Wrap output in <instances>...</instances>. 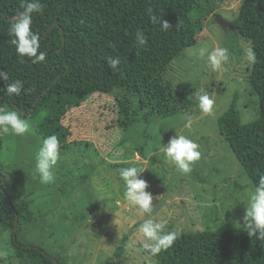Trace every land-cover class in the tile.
<instances>
[{"label":"trees","instance_id":"trees-1","mask_svg":"<svg viewBox=\"0 0 264 264\" xmlns=\"http://www.w3.org/2000/svg\"><path fill=\"white\" fill-rule=\"evenodd\" d=\"M215 1L40 0L42 12L34 14L32 31L40 37V50L47 55L45 63L34 65L27 57L22 62L10 43V21L23 10L22 0H0V71L9 75V80H0V89L5 90L0 91V105L34 123L36 139L43 141L56 135L62 151L70 146V131L62 122L67 112L95 94L114 95L120 127L127 132L130 129L140 132L136 148L141 156H147L145 144L148 143L149 152L155 151L153 147L161 146L158 145L161 139L173 131L171 119L178 120L191 112L195 89L184 87L175 91L164 77L171 63L197 44L206 18L216 7ZM149 10L167 21L170 29L162 31L158 24H153ZM138 30L147 41L142 49L135 45ZM226 30L232 37L236 35L250 43L256 53L257 62L251 64L248 85L256 97L257 109L256 116L243 123L239 94L235 92L229 107L218 117L217 128L255 189L264 174V0H242L232 27ZM109 56L120 58L118 72L109 69L106 60ZM17 79L32 91L19 97L8 96L7 84ZM2 166L0 233H10V243L19 260L28 264H60L42 249L19 243V231L34 224L35 218L23 196L25 191L16 185L8 189ZM93 169L83 167L78 174L72 173L63 187L75 189L90 177ZM19 176L24 183L25 176ZM191 178L196 180L194 176ZM126 240L124 236L115 252L118 258ZM158 264H264V240L249 237L243 227L187 231L170 249L160 253Z\"/></svg>","mask_w":264,"mask_h":264},{"label":"rangeland","instance_id":"rangeland-1","mask_svg":"<svg viewBox=\"0 0 264 264\" xmlns=\"http://www.w3.org/2000/svg\"><path fill=\"white\" fill-rule=\"evenodd\" d=\"M241 1L216 0L197 44L172 62L164 77L175 91L184 87L195 89L191 112L175 119L176 122L171 119V135L158 143L166 146L177 134L194 140L201 158L190 174L178 173L161 146L149 152L146 143L143 149L147 156H141L136 148L140 132H127L120 127L114 95L95 94L67 112L62 122L70 131V146L61 151L52 184H41L35 175L36 154L42 141L34 136V123L29 120V134L0 137V164L7 187L13 189L16 185L25 191L23 196L35 218L34 224L19 231L20 244L40 248L60 264H158L160 254L154 257L143 247L146 241L139 231L148 219L167 221L165 231L180 229L182 233L242 227L245 206L255 189L220 136L217 119L229 107L235 92L239 94L242 122L256 116V97L248 85L251 65L245 55L251 44L239 36L232 37L216 22V16H221L232 24ZM216 47L228 48L231 56L223 71H213L207 59ZM201 50L204 57L199 55ZM206 93L215 101V115H205L198 107V96ZM188 123L190 128L185 127ZM146 133L149 135L148 129ZM89 166L94 169L85 182L71 190L63 187L72 173L78 174ZM133 166L146 169L141 178L149 184L147 191L153 195V203L158 206L161 202L151 216L138 213L124 200L120 169ZM19 174L25 176L24 183ZM245 184H249L246 190ZM95 203L98 207L93 210ZM124 236L127 240L118 258L115 252ZM10 237L9 232L0 233V264H28L15 257Z\"/></svg>","mask_w":264,"mask_h":264},{"label":"clouds","instance_id":"clouds-1","mask_svg":"<svg viewBox=\"0 0 264 264\" xmlns=\"http://www.w3.org/2000/svg\"><path fill=\"white\" fill-rule=\"evenodd\" d=\"M21 8L23 10L19 11L10 21L9 35L12 37L10 43L15 46L22 62L23 58L27 57L34 65L45 63L47 53L40 50V37L32 31L34 14L42 12L40 0H22ZM149 14L151 22L158 24L162 31L170 29L169 23L162 17L152 15L151 10H149ZM135 45L138 49L147 46L146 37L139 30L135 33ZM199 55L204 57V50H201ZM245 55L250 65L257 62L256 53L251 46L245 49ZM207 59L213 71H223L224 65L230 62L231 56L228 48L216 47L208 53ZM106 60L111 71L118 72L120 70L121 60L119 57L109 56ZM0 80H9L8 73L0 71ZM0 91L4 92L5 90L0 89ZM31 91L32 89H25L24 82L18 79L6 86L8 96L19 97L22 93ZM198 101V107L202 113L209 116L215 115V101L209 94L199 95ZM31 127L28 118H22V115L17 111L5 110L0 106V137L5 135L24 136L31 132ZM185 127L190 128L191 124L188 123ZM198 149L199 145L194 140L178 134L170 138L166 146H161L165 158L174 164L175 170L182 175L190 174L194 164L200 160L201 153ZM60 156L59 138L56 135H50L43 139L35 159V175L41 184L48 185L55 182V168ZM145 170L136 166L123 168L120 170V178L125 186V202L134 207L138 213H147L151 216L157 205L153 203L154 198L151 192L147 191L148 182L141 178V174ZM245 208L242 227L246 229L249 237L264 240V174L260 175L258 184L250 194ZM166 226L167 221L153 222L148 219L139 229L146 241L143 247L154 257L170 249L182 234L180 229L165 231Z\"/></svg>","mask_w":264,"mask_h":264},{"label":"water","instance_id":"water-1","mask_svg":"<svg viewBox=\"0 0 264 264\" xmlns=\"http://www.w3.org/2000/svg\"><path fill=\"white\" fill-rule=\"evenodd\" d=\"M216 22L225 30L227 28H231L232 27V24L225 21L221 16H216ZM1 106V105H0ZM121 170V169H120ZM1 182L3 183V178L1 179ZM9 201V199H8ZM10 202V201H9ZM161 205V202L160 204L156 207V209L153 211V213H155L157 211V209L160 207ZM98 207V204L95 203L94 206H93V210H96ZM93 212V211H91ZM17 229V224H15V228H14V231H16Z\"/></svg>","mask_w":264,"mask_h":264}]
</instances>
